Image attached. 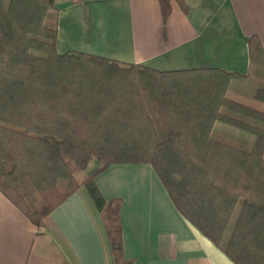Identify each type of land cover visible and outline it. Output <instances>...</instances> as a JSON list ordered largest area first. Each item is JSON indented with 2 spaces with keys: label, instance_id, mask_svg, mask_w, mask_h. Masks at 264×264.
<instances>
[{
  "label": "trees",
  "instance_id": "trees-1",
  "mask_svg": "<svg viewBox=\"0 0 264 264\" xmlns=\"http://www.w3.org/2000/svg\"><path fill=\"white\" fill-rule=\"evenodd\" d=\"M157 1L163 21L171 1L187 11L183 0ZM57 24L56 0H0V191L40 228L83 186L113 263L129 264L122 255L121 202L105 200L95 177L112 164L145 163L181 216L234 264H264L258 38H248L245 75L218 68L162 72L81 52L59 54ZM232 81L253 90L252 104L229 96ZM216 124L244 131L252 142ZM91 162L77 179L72 164L85 170Z\"/></svg>",
  "mask_w": 264,
  "mask_h": 264
},
{
  "label": "crops",
  "instance_id": "crops-1",
  "mask_svg": "<svg viewBox=\"0 0 264 264\" xmlns=\"http://www.w3.org/2000/svg\"><path fill=\"white\" fill-rule=\"evenodd\" d=\"M56 0L59 54L81 52L157 71H249L248 38L264 49V0ZM233 84L243 83L232 81ZM253 91V90H252ZM241 101L252 94H235ZM215 129L252 142L234 128ZM105 200L121 202L122 255L129 264H234L173 206L150 165L112 164L95 177ZM80 186L38 228L0 191V264H114L96 207ZM95 206V205H94Z\"/></svg>",
  "mask_w": 264,
  "mask_h": 264
},
{
  "label": "rangeland",
  "instance_id": "rangeland-1",
  "mask_svg": "<svg viewBox=\"0 0 264 264\" xmlns=\"http://www.w3.org/2000/svg\"><path fill=\"white\" fill-rule=\"evenodd\" d=\"M252 92H253L252 89L249 88V87H247V86H245V85L233 84L231 86L230 91L228 92V94H229L230 97H233L234 96L236 98V95L235 94H244V95L247 96L249 94H252ZM241 100H242V102H244L246 104L248 102H249L248 104H252V101L251 100H248V98H246V97H242ZM255 108H258V109H262L263 110L264 105L258 104V105L255 106ZM236 133H238L239 135H248V133H246L244 131H241V130H237V129L235 130V134ZM93 165L94 164L91 162V163H89V165L87 166V168L85 170H78L76 168V166L74 164H72V168H73V171H74V174H75L76 178L79 179V180H81L82 178H84L85 175L93 168ZM81 191L84 192V193H86L88 195V197H89V199L91 201V205H92L93 209H95L94 203H93L91 197L89 196L87 190L84 187H82L81 188ZM226 231H228V230H226ZM108 243H109V240H108Z\"/></svg>",
  "mask_w": 264,
  "mask_h": 264
}]
</instances>
